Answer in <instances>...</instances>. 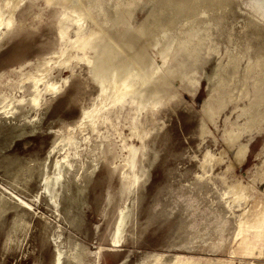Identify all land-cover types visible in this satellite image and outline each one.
I'll list each match as a JSON object with an SVG mask.
<instances>
[{
  "label": "rangeland",
  "instance_id": "rangeland-1",
  "mask_svg": "<svg viewBox=\"0 0 264 264\" xmlns=\"http://www.w3.org/2000/svg\"><path fill=\"white\" fill-rule=\"evenodd\" d=\"M13 2L0 23V264L59 252L62 264H264V3L0 0V14ZM113 37L166 88L82 126Z\"/></svg>",
  "mask_w": 264,
  "mask_h": 264
},
{
  "label": "bare ground",
  "instance_id": "bare-ground-1",
  "mask_svg": "<svg viewBox=\"0 0 264 264\" xmlns=\"http://www.w3.org/2000/svg\"><path fill=\"white\" fill-rule=\"evenodd\" d=\"M261 2L264 3V0H261ZM7 3L8 2L6 1V5ZM14 10V2L12 3V5H9L5 10H2L0 14L1 25H10L13 22ZM4 14L8 15L6 20H3L2 18ZM113 41V46L104 47L102 49L99 48L97 50V56L95 61L93 62V65H95V70L97 71V73H99L100 76L105 78L104 90L101 95L102 103L101 106L99 108H96L93 112H85L83 114L82 126H84L87 122H93L92 125L95 129L94 120L98 117V113L102 110H105L106 107L109 105H115L123 102V100H125L127 96L133 97L136 94H139L140 101L145 100L147 97L150 96H154L158 99L160 96L162 97V94L164 93V90L166 88L165 85L161 84L156 86L152 85L151 75L153 71L150 70L148 63L145 62L147 55L145 56V60H143L145 63L143 65L140 64V62H138L139 56L135 53V50H138L137 52H139L142 49H140V47L138 48L137 44L133 40H130L128 41V43L124 44L119 42L116 38H114ZM86 47L87 42L82 41H79L74 46L77 52H84ZM119 51L125 53L122 58L120 57V55H118ZM141 55L142 54H140V57ZM62 58H64V55L62 56ZM80 59H82L83 62L91 63V61L86 57H82ZM140 61L142 62V60ZM140 65L142 66L139 67ZM42 66L43 72L38 77H29V79L33 83L36 92L38 93L32 99L35 105L38 104V100L41 94L40 86L45 83L51 71L48 64L44 63L42 64ZM139 74L143 76V80H140V78H138ZM122 85L125 86V91L121 90ZM54 88V84H47L46 82L45 90H51ZM50 187L51 186L48 185V188ZM118 242L119 240L116 239L115 246H118ZM62 262L63 253L59 252L55 264H62ZM98 263H100V260L98 261Z\"/></svg>",
  "mask_w": 264,
  "mask_h": 264
},
{
  "label": "crops",
  "instance_id": "crops-1",
  "mask_svg": "<svg viewBox=\"0 0 264 264\" xmlns=\"http://www.w3.org/2000/svg\"><path fill=\"white\" fill-rule=\"evenodd\" d=\"M263 226H261L260 228H259V231H261V230H263ZM260 235V234H259ZM261 239V238H260ZM262 240V239H261ZM252 251H250L249 253H251ZM262 254H264V250L262 251V253H261V251H260V253H259V255H262ZM246 264H254V261H246Z\"/></svg>",
  "mask_w": 264,
  "mask_h": 264
}]
</instances>
